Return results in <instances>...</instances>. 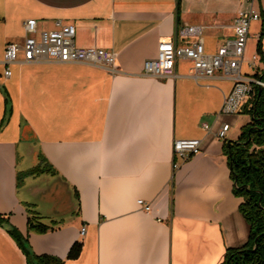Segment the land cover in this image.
Wrapping results in <instances>:
<instances>
[{"label":"crops","instance_id":"1","mask_svg":"<svg viewBox=\"0 0 264 264\" xmlns=\"http://www.w3.org/2000/svg\"><path fill=\"white\" fill-rule=\"evenodd\" d=\"M252 6L264 18V0ZM248 7L245 0H0V216L27 237L34 254L63 264H219L227 248L246 242L242 199L233 195L224 142L216 137L228 124L226 141H235L251 119L244 108L221 113L232 80L221 73L195 80L191 64L158 80L143 75L142 66L160 41H196L177 36L184 26L200 27L205 52L214 53L232 39L233 21ZM30 19L38 31L58 21L73 25L75 45L112 52L118 71L16 62L5 78L4 47L22 43ZM260 27L261 18L253 34L249 28L240 67L250 78L264 69L255 52ZM6 95L11 112L4 119ZM179 139H197L200 149L173 170ZM40 155L55 174L27 177L19 188L17 174ZM28 204L44 223L57 222L55 229L27 234ZM75 242L82 243L80 255L68 260ZM0 264H25L5 227Z\"/></svg>","mask_w":264,"mask_h":264},{"label":"built area","instance_id":"2","mask_svg":"<svg viewBox=\"0 0 264 264\" xmlns=\"http://www.w3.org/2000/svg\"><path fill=\"white\" fill-rule=\"evenodd\" d=\"M249 3L248 9L240 11L233 21V37L224 41L214 53L205 52L200 36V27L184 26L177 31L180 38L197 37V40L184 46H177L174 40H163L157 45L156 56L146 60L142 66V74L158 79H168L175 76L178 61L190 62L189 75L197 80L208 78L216 73L232 80L230 91L223 96L221 113L238 114L242 108L250 107V100L254 95L255 86L264 87V83L256 78H250L241 73L246 44L249 38L251 23L260 21V12L253 8V0H245ZM55 28L50 31H38L36 21L27 20L23 24L24 39L22 43H7L4 47L2 65L3 76L9 78L10 65L16 62L22 63H83L97 64L105 67L110 74L118 70L115 63V55L105 49L90 47L83 48L75 45V28L70 24L55 22ZM256 56H253L249 68L255 66ZM201 127L207 131L209 126L201 123ZM229 125L223 124L216 137L223 142ZM200 141L197 139L174 140L172 145L173 170H177L191 156L199 152ZM137 204L144 212L150 207L143 201ZM85 229L80 230L83 237Z\"/></svg>","mask_w":264,"mask_h":264},{"label":"trees","instance_id":"3","mask_svg":"<svg viewBox=\"0 0 264 264\" xmlns=\"http://www.w3.org/2000/svg\"><path fill=\"white\" fill-rule=\"evenodd\" d=\"M179 3H177V13ZM264 18L261 15V27L256 43L255 52L259 60L264 63ZM257 80L264 83V69L254 74ZM4 119L11 112L10 102L5 96ZM250 107L244 109V114L250 116V122L240 129L235 141L223 143V154L227 158L230 178L233 182V195L242 199L239 212L249 226L246 242L236 248H227L219 264H264V87L255 86L254 95L250 100ZM3 123V121H2ZM44 173L55 174L43 156H39V163L16 176L19 187L27 177H36ZM78 206V205H77ZM27 234H45L53 231L57 222L44 223L42 217L33 205H26ZM0 227H5L8 235L14 240L25 257V264H63L64 260L51 255L34 254L23 236L16 228L10 226L6 217L0 216ZM82 243L75 242L70 247L66 259L74 260L81 252Z\"/></svg>","mask_w":264,"mask_h":264},{"label":"rangeland","instance_id":"4","mask_svg":"<svg viewBox=\"0 0 264 264\" xmlns=\"http://www.w3.org/2000/svg\"><path fill=\"white\" fill-rule=\"evenodd\" d=\"M259 28V21L258 22H253L250 26V33H254V31ZM190 66V62L186 60H180L177 63V70H186ZM242 72H244V65L242 67ZM23 185V181L19 185V188H21Z\"/></svg>","mask_w":264,"mask_h":264},{"label":"water","instance_id":"5","mask_svg":"<svg viewBox=\"0 0 264 264\" xmlns=\"http://www.w3.org/2000/svg\"><path fill=\"white\" fill-rule=\"evenodd\" d=\"M227 143H230V141H228Z\"/></svg>","mask_w":264,"mask_h":264}]
</instances>
